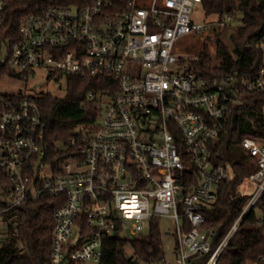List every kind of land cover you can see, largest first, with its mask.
<instances>
[{"label":"built area","instance_id":"built-area-1","mask_svg":"<svg viewBox=\"0 0 264 264\" xmlns=\"http://www.w3.org/2000/svg\"><path fill=\"white\" fill-rule=\"evenodd\" d=\"M10 1L0 0V67L25 80L38 68L55 79L108 74L116 89L87 93V100L100 104L98 119L82 145L76 138L58 143L56 162L45 160L50 145L37 95L21 92L4 101L0 168L12 184L1 190L7 206L0 215L44 193L63 197L54 212L51 264H102L108 237L143 235L152 218L169 215L177 223L173 261L164 254L145 262L134 257L132 264H217L264 194V142L245 136L241 146L257 169L236 186L248 201L214 247L215 230L205 225L202 209L216 200L219 181L236 177L230 161L215 160L221 122L246 93H264V33L257 43L258 68L201 73L192 63L182 70L177 45L180 37L206 28L194 19L201 0L51 4L25 16L16 37L5 40ZM231 19L226 13L218 22L225 26ZM70 147L76 149L67 153ZM191 171L200 182L186 192L182 179L190 182ZM245 180L252 184L249 191L241 189ZM258 220L264 226V215Z\"/></svg>","mask_w":264,"mask_h":264},{"label":"trees","instance_id":"trees-1","mask_svg":"<svg viewBox=\"0 0 264 264\" xmlns=\"http://www.w3.org/2000/svg\"><path fill=\"white\" fill-rule=\"evenodd\" d=\"M87 0H11L8 3L3 39L10 40L18 34L22 19L30 13L51 5H80ZM126 1V0H118ZM206 14L217 21H222L229 13L232 17L242 16V24L231 36L234 47L230 49L220 32L215 28L217 46L216 59L206 45L192 67L201 73L212 70L238 71L246 73L258 68L262 55L257 43L264 33V0H201ZM6 76H18L6 67H0V82ZM64 77L67 89L64 96L51 93L37 95V102L42 110L45 125V140L50 145L45 160L55 161L57 145L69 144L73 138L82 145L84 137L96 123L100 104L96 100H87L91 90L111 92L116 89L114 77L108 74L57 75V80ZM21 96V92L2 94L0 92V111L4 101ZM2 97V98H1ZM264 93H246L242 102L231 106L229 113L221 122V135L216 148L215 160L218 163L230 161L236 171L234 180H221L217 183V198L206 203L202 212L206 216V226L215 230L213 246L215 247L226 235L235 219L241 213L247 195L236 191L241 180L257 169L255 159L241 146L245 136H251L264 142ZM181 150L185 149L180 140ZM76 147L67 149L71 153ZM184 157L188 160L187 155ZM61 157H66L67 155ZM189 170H186L188 174ZM190 182L186 184V192L192 190V184H198L200 178L194 171ZM12 183L6 172L0 168V210L6 208L5 193L1 190ZM63 197L44 193L37 199L24 201L20 205L6 209L1 213L5 231L0 237V264H51L52 236L54 229V212L63 202ZM264 209V194L247 214L235 234L221 253L217 264H255L264 263V226L258 220V210ZM132 252H128V248ZM165 254L159 218L150 220V229L137 237L122 236L119 233L108 237L104 245L102 264H132L134 257L142 261L159 259Z\"/></svg>","mask_w":264,"mask_h":264},{"label":"rangeland","instance_id":"rangeland-1","mask_svg":"<svg viewBox=\"0 0 264 264\" xmlns=\"http://www.w3.org/2000/svg\"><path fill=\"white\" fill-rule=\"evenodd\" d=\"M194 19L197 22L206 24V28L202 33L195 35H184L177 41L179 47L178 55L184 59L180 61V67L182 70L191 67V60L195 56H199L200 52L206 45H209L210 53L214 57V60L218 61L216 57L217 46L215 40V28L220 32V36L226 43V45L233 49L234 44L231 36L236 33L238 26L242 24V16L239 14L225 25L220 26L219 22L211 15H208L203 10L202 6L197 4L194 12ZM67 84L64 77L59 80L54 77H48V70L46 68H38L35 75H32L29 79L25 80L17 76H6L0 82V92L2 94H12L15 92H23L27 95H40L44 93H51L57 96H64L66 94ZM49 168V167H48ZM252 184L245 180L241 189L249 191ZM259 215H264V209L258 210ZM160 226L163 238V247L168 260L173 261L176 241H177V223L174 218L169 215L161 216ZM5 231V224L0 215V237ZM129 251L132 249L129 247Z\"/></svg>","mask_w":264,"mask_h":264}]
</instances>
